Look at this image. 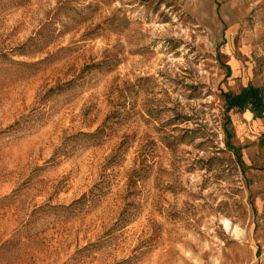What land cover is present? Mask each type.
Here are the masks:
<instances>
[{
  "label": "rangeland",
  "instance_id": "rangeland-1",
  "mask_svg": "<svg viewBox=\"0 0 264 264\" xmlns=\"http://www.w3.org/2000/svg\"><path fill=\"white\" fill-rule=\"evenodd\" d=\"M251 86L264 0H0V264H264Z\"/></svg>",
  "mask_w": 264,
  "mask_h": 264
},
{
  "label": "trees",
  "instance_id": "trees-1",
  "mask_svg": "<svg viewBox=\"0 0 264 264\" xmlns=\"http://www.w3.org/2000/svg\"><path fill=\"white\" fill-rule=\"evenodd\" d=\"M263 89L256 86H251L243 90L241 95L230 97V104L241 105L244 102L251 104V109L255 113L264 111Z\"/></svg>",
  "mask_w": 264,
  "mask_h": 264
},
{
  "label": "crops",
  "instance_id": "crops-1",
  "mask_svg": "<svg viewBox=\"0 0 264 264\" xmlns=\"http://www.w3.org/2000/svg\"><path fill=\"white\" fill-rule=\"evenodd\" d=\"M250 114H252L250 111H248ZM252 116H253V114H252Z\"/></svg>",
  "mask_w": 264,
  "mask_h": 264
}]
</instances>
